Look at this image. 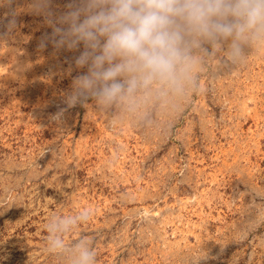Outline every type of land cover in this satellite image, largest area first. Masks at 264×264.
Masks as SVG:
<instances>
[{"label":"rangeland","instance_id":"obj_1","mask_svg":"<svg viewBox=\"0 0 264 264\" xmlns=\"http://www.w3.org/2000/svg\"><path fill=\"white\" fill-rule=\"evenodd\" d=\"M71 2L0 0V264H74L82 239L96 264H264V38L235 60L204 43L179 91L68 108L83 46L47 21Z\"/></svg>","mask_w":264,"mask_h":264},{"label":"clouds","instance_id":"obj_2","mask_svg":"<svg viewBox=\"0 0 264 264\" xmlns=\"http://www.w3.org/2000/svg\"><path fill=\"white\" fill-rule=\"evenodd\" d=\"M49 3L42 0V10L51 17ZM67 8L47 22L52 27L48 38L57 49L77 51L83 46L75 65L87 71L73 79L65 98L68 108L89 100L113 104L156 82L179 91L197 63L193 51L204 43L226 46L235 60L244 45L264 38V0H72ZM65 110L52 121L61 122ZM89 218L85 210L53 219L49 230L63 233ZM50 247L63 249V239L54 235ZM73 247L74 264H96L87 240Z\"/></svg>","mask_w":264,"mask_h":264}]
</instances>
